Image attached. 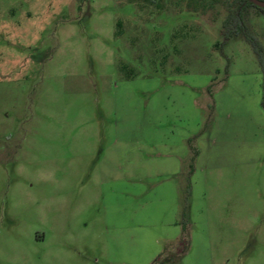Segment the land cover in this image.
<instances>
[{
    "label": "rangeland",
    "instance_id": "rangeland-1",
    "mask_svg": "<svg viewBox=\"0 0 264 264\" xmlns=\"http://www.w3.org/2000/svg\"><path fill=\"white\" fill-rule=\"evenodd\" d=\"M208 2L0 0V264H264L260 71Z\"/></svg>",
    "mask_w": 264,
    "mask_h": 264
},
{
    "label": "trees",
    "instance_id": "trees-1",
    "mask_svg": "<svg viewBox=\"0 0 264 264\" xmlns=\"http://www.w3.org/2000/svg\"><path fill=\"white\" fill-rule=\"evenodd\" d=\"M205 1L206 0H186V7L188 9H193L198 11L199 9L198 7L204 4ZM212 2L214 3L220 2L225 10V16L223 17L220 23V32L223 38L227 39L232 35L242 33L243 37L250 44L256 56L257 64L261 74L259 106L262 112L264 113V54L260 44L247 33L242 21V12L245 10L246 7L252 6L262 12H264V8L255 6L249 0H209L208 2L209 5H211ZM189 147H190V163L188 165V169L189 172H191L193 169V160L197 154V151L193 146H189ZM186 187L188 190V184ZM187 234L188 233L185 228V225H182L181 233L177 239V243L178 244L182 243L184 248L187 246V237H188Z\"/></svg>",
    "mask_w": 264,
    "mask_h": 264
},
{
    "label": "crops",
    "instance_id": "crops-1",
    "mask_svg": "<svg viewBox=\"0 0 264 264\" xmlns=\"http://www.w3.org/2000/svg\"><path fill=\"white\" fill-rule=\"evenodd\" d=\"M260 81H261V74H260L259 84H260ZM261 112H262V110H261ZM262 114L264 116V113L263 112H262ZM213 127H214V125L210 128L209 134L208 133H204V134L200 135V137L198 138V154H199V151H200L199 150V144L202 145V142L203 141L204 142L206 141L208 143V145H213L215 143L216 139L214 138V135H213V133H214L215 130H213ZM262 136H263L262 137V142H263V147H264V125H263V135ZM208 149H211L210 146H208ZM172 162L174 163L173 165L171 164ZM167 164L168 165L169 164L172 165L171 168L169 169L170 174L171 175H177L179 171H178V168H177L176 161L175 160H170V162L167 163Z\"/></svg>",
    "mask_w": 264,
    "mask_h": 264
},
{
    "label": "water",
    "instance_id": "water-1",
    "mask_svg": "<svg viewBox=\"0 0 264 264\" xmlns=\"http://www.w3.org/2000/svg\"><path fill=\"white\" fill-rule=\"evenodd\" d=\"M252 4H254L257 7L264 8V1L262 0H249Z\"/></svg>",
    "mask_w": 264,
    "mask_h": 264
}]
</instances>
